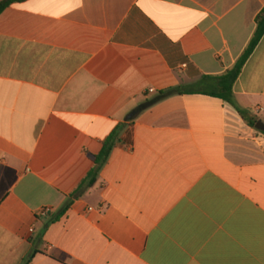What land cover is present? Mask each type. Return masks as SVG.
Instances as JSON below:
<instances>
[{"label":"crops","instance_id":"crops-1","mask_svg":"<svg viewBox=\"0 0 264 264\" xmlns=\"http://www.w3.org/2000/svg\"><path fill=\"white\" fill-rule=\"evenodd\" d=\"M263 10L28 0L3 11L0 264H264V37L233 104L214 95ZM109 140L95 184L71 199Z\"/></svg>","mask_w":264,"mask_h":264},{"label":"trees","instance_id":"trees-1","mask_svg":"<svg viewBox=\"0 0 264 264\" xmlns=\"http://www.w3.org/2000/svg\"><path fill=\"white\" fill-rule=\"evenodd\" d=\"M26 1L28 0H5L0 3V14L12 5L21 4ZM256 23H257V29L254 34V37L252 38L250 44L248 45L247 49L245 50L244 54L239 59L237 64L232 69L228 70L221 77L215 78L218 81V88H217V92H215L214 95L226 102H229L230 104H233V87L236 81L242 74L245 65L247 64L248 60L253 55V53L255 52V50L257 49L261 40L264 37V10L257 17ZM182 93L183 91L181 87H176V88L167 89L165 91H161L157 93L155 97H153L150 100H147L143 105H141L134 112L133 116L136 117L141 113L145 112L146 110L150 109L154 105L166 100L167 98H170L175 95H180ZM240 114L250 127L258 129L261 126L260 122L257 119L252 118L244 113H240ZM114 137L115 135H113L111 139H113ZM111 142L112 140L107 141L101 155L96 158V164L98 167L90 173L88 178L81 184L79 189L71 196V199L79 198L85 188L91 187L95 184L98 175L99 166L106 162L111 152V147H109ZM68 205L69 204H67V207ZM31 260L32 258H30L26 262V264H30Z\"/></svg>","mask_w":264,"mask_h":264},{"label":"built area","instance_id":"built-area-1","mask_svg":"<svg viewBox=\"0 0 264 264\" xmlns=\"http://www.w3.org/2000/svg\"><path fill=\"white\" fill-rule=\"evenodd\" d=\"M90 210H93V209H90ZM47 214H48L47 209H42V210L38 213V216H40V217H46Z\"/></svg>","mask_w":264,"mask_h":264},{"label":"water","instance_id":"water-1","mask_svg":"<svg viewBox=\"0 0 264 264\" xmlns=\"http://www.w3.org/2000/svg\"><path fill=\"white\" fill-rule=\"evenodd\" d=\"M264 130V129H263Z\"/></svg>","mask_w":264,"mask_h":264}]
</instances>
